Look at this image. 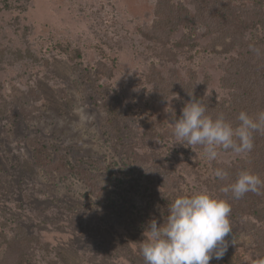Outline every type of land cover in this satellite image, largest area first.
I'll return each mask as SVG.
<instances>
[{
  "label": "rangeland",
  "instance_id": "1",
  "mask_svg": "<svg viewBox=\"0 0 264 264\" xmlns=\"http://www.w3.org/2000/svg\"><path fill=\"white\" fill-rule=\"evenodd\" d=\"M155 2L31 0L24 6L26 11H0V49L20 46V39L25 40L22 49L35 52L69 41L83 55L77 70L61 53L49 55V65L38 69L12 67L7 62L0 70V209L16 211L29 232L35 231L50 244L59 264H144L139 245L145 227L140 218L149 220L153 209L164 212L167 200L175 199L163 190L162 170L174 162L188 170L186 156L174 149L167 153L162 147L165 168L150 172L136 167L124 152V144L141 134L139 123L148 111L173 123L169 112L173 101H155L145 93L143 81L152 63L174 64L166 49L145 35ZM201 35V29L196 30L197 46L181 48L176 63H195L200 78L208 74L211 88L221 93L219 64L225 56L210 52ZM190 55L194 60H187ZM16 57L9 53L10 61ZM96 65L104 66L106 72L100 75L92 70ZM108 105L115 114L107 110ZM11 106L12 111L7 109ZM31 137L46 141L72 164L100 163L98 181L112 192L100 203L101 198L78 177L52 178L35 168ZM188 171L181 176L188 179L189 189H205L198 176ZM3 189L6 194L16 189L19 200L23 193L27 210H10L14 207ZM100 215L103 220L97 218ZM248 232L241 220L234 219L232 233L225 237L227 251L210 264L250 263L255 253ZM24 264L38 262L30 254Z\"/></svg>",
  "mask_w": 264,
  "mask_h": 264
},
{
  "label": "trees",
  "instance_id": "2",
  "mask_svg": "<svg viewBox=\"0 0 264 264\" xmlns=\"http://www.w3.org/2000/svg\"><path fill=\"white\" fill-rule=\"evenodd\" d=\"M30 1L0 0V11H26L24 6L29 5ZM153 12V21L145 35L166 49L174 64L168 67L171 62H165L167 66L152 63L143 79L146 83L145 93L157 102L173 101L174 105L169 109L173 123L179 119L182 108L192 98L199 99L206 106L207 114L213 118L223 114L233 127L238 125L237 117L241 111L254 120L260 112H264V0H250L249 3L239 4L235 0H156ZM198 29H201V37L206 39L210 52L225 56L219 64L221 93L211 88L208 74L200 78L195 63H176L179 60L176 56L181 48L197 46L198 41L194 40ZM180 32L181 38L174 40L175 35ZM20 40V46L25 45V40ZM20 46L9 44L0 49V70L4 69L3 65L7 62L12 67L31 65L32 70L48 66L49 55L54 53L66 55L75 70L82 64L81 49L73 47L69 41L55 43L53 47L37 52L31 48L24 50ZM172 47L178 51L172 50ZM9 53L17 54V60L10 61ZM189 59L194 60L191 55L188 56L187 60ZM113 62L116 64V60ZM91 69L100 75L106 72L102 65L92 66ZM111 70L112 68L109 69ZM106 108L115 112L111 105ZM7 109L12 111L14 108L11 106ZM148 112L141 117V134L137 140L124 144L127 159L136 167L147 168L150 172L165 166L162 147L167 148V153L174 149L177 154H184L187 162L185 167L198 176L205 189H189L188 179L181 176L182 172L184 175L185 171H189L178 168L177 164L174 166L173 161V165L164 167V171L160 168L166 182L163 189L165 194L172 193L177 198L206 190L214 196L226 199L231 205V226L234 219L241 220L252 238L255 254L248 264H259L264 259V187H261L260 195L249 192L238 200L233 199L230 192H221V188L234 182L242 170L250 171L264 180V134H253V150L242 157H234L230 151L220 149L218 158L208 161L199 146L191 148L174 144L173 126L157 112ZM28 142L34 167L41 169L49 177H78L95 196L101 198L100 203L104 202L105 194L112 192L98 181L99 174L96 170L97 166L100 168V163H95L97 166L72 164L64 154L52 149L46 141L31 137ZM224 156L229 159L225 160ZM217 168L227 172L228 175L223 180L215 177L214 170ZM3 192L5 195L6 191ZM21 196L19 200L16 189L12 193L7 192L6 200L14 207L10 210H27L28 200L24 199L23 193ZM171 202L167 200L165 214L167 205ZM3 210L0 209L3 214L0 218V264H24L25 256L30 254L35 256L38 264H59L50 244L43 242L40 234L29 232L16 211ZM97 218L103 220L104 215ZM143 218H140V222L144 227L152 218H156L158 223L163 222L158 209L149 211V220Z\"/></svg>",
  "mask_w": 264,
  "mask_h": 264
},
{
  "label": "clouds",
  "instance_id": "3",
  "mask_svg": "<svg viewBox=\"0 0 264 264\" xmlns=\"http://www.w3.org/2000/svg\"><path fill=\"white\" fill-rule=\"evenodd\" d=\"M237 120L238 125L233 127L223 114L213 118L199 99L192 98L182 108L179 119L170 123L174 144L199 146L208 161L216 160L220 149L242 157L253 150V134H264V112L254 120L241 111ZM214 175L223 180L228 174L217 168ZM261 187L264 180L242 170L221 192H230L238 200L249 192L260 195ZM230 213L226 199L206 190L175 198L167 205L166 214L161 213L162 223L156 218L147 222L139 245L144 264H210L213 259H221L228 248L225 237L232 233ZM259 264H264V259Z\"/></svg>",
  "mask_w": 264,
  "mask_h": 264
}]
</instances>
